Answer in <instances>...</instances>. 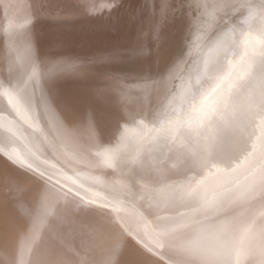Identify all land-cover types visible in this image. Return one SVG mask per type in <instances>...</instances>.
I'll return each mask as SVG.
<instances>
[{
    "label": "bare ground",
    "instance_id": "obj_1",
    "mask_svg": "<svg viewBox=\"0 0 264 264\" xmlns=\"http://www.w3.org/2000/svg\"><path fill=\"white\" fill-rule=\"evenodd\" d=\"M245 2L229 0L227 8L216 11L214 5L219 0H188L185 43L180 52H172L161 71L150 76L148 72L109 68L89 84L71 80L87 66L126 61L121 59L162 41L165 27L175 17L172 0H112L110 11L95 14L89 11L88 0L0 3V84L8 87L28 80L31 50L41 74L36 84L37 100L42 94L46 101L40 104L39 112L30 114L33 128L21 125L23 136L12 147L46 176L53 175L68 186L76 188L83 183L85 188L100 190L106 185L104 190L123 202L120 215L133 224L135 235L106 238L101 243L98 233L111 232L113 214L109 209L94 205L76 211L73 205L57 203L54 197L48 201L52 215L37 223V193L44 191L46 177L41 179L0 155V264H80V257L72 255L70 249L86 258L87 264H167L143 247L160 251L158 243L165 244L172 264H260L258 233L264 228V217L257 219L251 231L247 229L252 218L264 211V202L256 201L246 205L248 211L237 208L227 217L217 218L212 211L194 214L192 209L202 207L203 202L189 195L159 213L162 219L154 214L155 203L176 187L174 181L187 174L185 157L197 163L198 180L212 179L211 173H217L215 156L221 143H215L213 133L217 123H222L221 115L227 119L247 113L244 139L248 150L264 129V56L253 54L251 45L233 56L242 38L238 32L228 34L234 26L245 27L240 23L248 12L241 7ZM249 2L252 10L259 12L252 36L264 38V9L259 0ZM173 28L175 31L176 23ZM249 60L253 66L261 65L259 71L238 80ZM54 64L76 68L46 79L44 74ZM197 77H201L199 85ZM234 82L238 87L229 90ZM7 99L0 96V106L6 107ZM213 109L215 115H211ZM61 123L78 129L79 134H66ZM177 129L180 135L173 141ZM223 141L221 156L233 157L235 162L232 158L234 163L229 167L235 168L247 152L237 146L235 137ZM210 144H215L214 158L200 169L198 163ZM104 149L118 152L112 168L98 166L103 158L95 153ZM162 157H166L163 164L159 163ZM225 174L217 173L221 177ZM90 177H98L100 184L92 185ZM73 179L77 184H72ZM211 198L209 190L207 199ZM149 203L153 204L146 212L150 224L144 225L138 210L145 211ZM226 219L234 223L222 229ZM75 228L77 239L71 237ZM153 229L174 231L169 237H160Z\"/></svg>",
    "mask_w": 264,
    "mask_h": 264
},
{
    "label": "snow or ice",
    "instance_id": "obj_2",
    "mask_svg": "<svg viewBox=\"0 0 264 264\" xmlns=\"http://www.w3.org/2000/svg\"><path fill=\"white\" fill-rule=\"evenodd\" d=\"M3 3V0H0ZM19 3V0H17ZM91 5L89 11L93 14L103 12L105 10L110 11L111 7L114 6L112 0H88ZM99 4V8H97ZM229 6V0H219V3L214 5L216 11L223 10ZM259 6L264 9V0H259ZM207 7V5H205ZM242 8H248L247 15L241 19L240 23L245 27L243 29H237L235 26L229 29V33L238 32L242 38L236 43L232 55L236 56L239 51L252 46L253 54H259L264 56V38L253 37L252 29L255 21L259 18V12L252 10V5L249 0H246L245 4L241 5ZM239 11V10H238ZM31 21H26L30 23ZM28 62L32 65L31 75L28 80L18 82L17 84H9L8 87H3L0 84V96L7 97V106H0V155H3L10 163L15 164L17 167L27 168L29 171L37 174L41 179L45 180V189L43 192L37 193V210H36V222H46L47 216L52 215L49 210L48 201L54 197L59 203L63 201L65 205H73L76 211L82 209H89L91 206L98 205L101 208L109 209L113 214L112 219L109 222V229L111 232L101 231L98 233V238L101 243L108 238L112 240H118L122 236H133L135 235L131 230L133 224L130 223L125 216L120 215L124 208V204L121 200L111 196L107 191L104 190L106 185H102L100 190H94L91 186L85 188L83 183L79 184L78 187L73 188L61 182L59 179H55L53 175H47L44 171H40L38 167H34L32 163H28L24 157L17 151L12 145L15 144L23 136V128L21 125H27L29 128H33L34 125L30 123L31 113L35 110L40 111V104L43 102L46 104L44 96L41 94L39 101L36 96V84L39 83L40 72L39 66L35 63L32 56L31 50L27 57ZM241 60L244 56L240 57ZM252 61L247 62V67L242 68L241 75L238 80H244V78L250 74L252 69ZM76 65L59 66L53 65L52 69H49L44 74L46 79H51L57 72H63L66 70L74 71ZM197 85L201 83V77L196 79ZM220 84L216 85L219 88ZM238 87L234 82L229 86L231 88ZM216 88L212 91L215 92ZM183 93V87H182ZM195 99V95H194ZM207 99L205 95L204 100ZM203 104V101H201ZM261 104H264V93H262ZM171 107V105H170ZM193 111H195V105L193 104ZM251 111V109L249 110ZM264 111V109H262ZM25 114H28L27 116ZM216 110L213 109L211 115H215ZM211 115L209 119H211ZM255 115V113H253ZM247 113L243 116H237L233 114L229 118H225L221 115L220 120L222 123H217L214 128V140L216 144L222 143L227 137H235L237 146L242 150L246 151L247 155L244 160L237 164L235 168L226 167L221 168L219 165L224 163L223 160L217 159L214 166L217 168V173L225 172V176L221 177L217 173H211L212 179L209 177H203L198 180L197 163L195 161H189L186 157L184 163L187 168V174L179 181H174L176 185L169 193L162 198L160 202L155 203V215L157 219H162L159 213L168 210L177 201H181L185 196H193V198L199 197L203 202L202 207L192 209V212L199 213L201 211H212L213 215L217 218L227 217L230 212H234L237 208H243L244 211H248L246 205H252L256 201L264 202V129H262L261 135L256 137V140L251 143V150H248V141L244 139L245 131V120ZM262 123H264V116H261ZM202 126V125H201ZM64 132L68 135H78V129H69L66 125L60 124ZM124 135H127L125 133ZM180 135V129H177V135L173 137L175 141ZM249 135H252L249 133ZM10 148V151H9ZM215 144H210L206 153L198 163L200 169L205 168L209 163V160L214 158ZM168 151L171 152L172 148L169 147ZM97 157L103 159L99 162V165L104 167L112 168L116 165L118 160V152L115 149H104L103 151H97L95 153ZM166 157H162L159 163L163 164ZM79 175V174H78ZM242 177V179H241ZM66 179H72L71 177H65ZM92 185L100 184L98 177H90ZM54 181V182H53ZM72 184H77L76 180H72ZM67 188V191L64 189ZM80 189H85L83 192ZM209 190L212 191V198L207 199ZM91 192V195L88 193ZM78 198V199H77ZM153 208V204L149 203L145 211L138 210V216L141 223L144 225L150 224V218L146 214L147 210ZM184 215V213H181ZM264 217V211L259 212L258 217H254L251 223L248 225V231H251L253 226L256 225L257 219ZM70 222V221H69ZM198 222V221H197ZM230 223L234 221L225 220L220 225L222 229L227 228ZM174 229H153L154 234L160 237H169L170 232ZM96 232V229H93ZM259 248L261 255L260 264H264V228H261L259 233ZM119 247V245H117ZM146 251L157 256L160 260H167V264H172L171 256L165 252V244L158 243L156 248L160 251H155L152 247L143 245ZM72 255L80 257V264H87V260L80 256L78 251L70 249ZM175 251V250H173Z\"/></svg>",
    "mask_w": 264,
    "mask_h": 264
},
{
    "label": "rangeland",
    "instance_id": "obj_3",
    "mask_svg": "<svg viewBox=\"0 0 264 264\" xmlns=\"http://www.w3.org/2000/svg\"><path fill=\"white\" fill-rule=\"evenodd\" d=\"M176 2L178 4H176ZM187 2H188V0H186V1L185 0H176V1L172 0L173 8H174V10H172V13H173L172 17H174V16L175 17L173 19H171L169 24L165 27V34H164V38L162 39V41L156 42L154 45H152L153 47L151 46L148 50H146L144 52H139L138 54H136L134 56L121 59V60H126L127 62L122 61V62L112 63V64H110V63H107V64L106 63H99V64H96L94 66L93 65L87 66L88 68L86 67V68L82 69L80 72H78L75 75L74 78H72L71 83L89 84V83L93 82V80H94V82L98 81L99 77L102 74L106 73L107 69H109V68H111V69H122L123 71H127L129 73H131V72L147 73L148 72V73H151L150 76L158 73L159 70L161 71L164 68V65L166 64V61L169 59L170 55H172V52H174V51H176V53L180 52L183 48L184 43H185L184 38H185V36L187 37V34L185 32L186 31L185 26L187 25V21H186L187 19H185L186 13H187L186 8L188 7ZM178 7H180L179 10H177ZM183 12H185V14ZM178 14L180 16H178ZM175 19H177V20H175ZM178 21H179V24H177ZM175 23H176V29L174 31L173 26ZM183 29H184V31H183ZM182 39H183V41H182ZM157 43H159V44H157ZM118 61H120V60H118ZM256 64L257 65H254L251 69L252 74L258 72L260 67H261L260 64H258V63H256ZM81 80H83V82ZM223 145H224V141H222V143L220 144L221 151H218V153H216L215 160H217V159L223 160L224 163H222L221 165L224 168H226L227 166L228 167L231 166L235 162V159L233 157H230V156L229 157L227 156V158L224 159L221 156L222 149L224 148ZM229 163H231V165ZM225 165H226V167H225ZM138 198L140 199L141 197H138ZM78 235H79L78 228L73 229V233L71 234V237L74 239H77ZM90 264H92V263H90Z\"/></svg>",
    "mask_w": 264,
    "mask_h": 264
}]
</instances>
